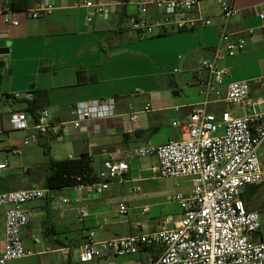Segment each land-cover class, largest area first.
<instances>
[{"label":"crops","instance_id":"0c3cea01","mask_svg":"<svg viewBox=\"0 0 264 264\" xmlns=\"http://www.w3.org/2000/svg\"><path fill=\"white\" fill-rule=\"evenodd\" d=\"M9 1L0 0L1 152L10 153L13 146H19L32 133V130L19 131L24 133L21 140L10 139L13 132L9 121L11 112L27 111V108L22 103H9L4 99L5 96L34 92L37 105L35 117L42 110H47L55 123L71 120L72 111L81 103L107 98L116 100L114 116L95 122L86 121L76 131L68 129L66 132L51 134L55 139L50 144L49 155L44 152L47 160L43 165H32V168L25 170L24 182H36L33 178L42 168L46 171L40 179L43 182L48 172L49 158H52L57 161H88L90 172L83 174L84 179L88 180L85 183H96L100 181L103 163L110 155L120 160L129 149L149 144L160 145L171 139L182 140L188 137L185 122L190 108L202 101L198 82L199 78L207 75L206 72L198 73L199 66L202 60L213 59L223 26L215 0H201L200 4L204 14L211 18L212 25L195 31H179L143 39L128 35V20L138 12L135 0H127L126 3L102 0L111 6L110 18L105 21L94 16L91 22L87 21V16L92 10L84 7V3L94 0H31L29 9L38 4H51L54 7L50 15L38 19L28 17L25 12H13L9 8ZM228 1L239 10V14L229 22L228 30L239 36L246 35L248 30H253V34L247 36L245 52L217 62L219 68L229 70L221 87L224 91L232 82L255 81L264 75V31L261 30L262 22L257 16L258 13H264V0ZM13 21H18V25L14 26ZM121 28L123 33L119 34L118 30ZM143 40H155L159 47H163L166 57H173L174 64L179 68H175L173 72L178 76L171 75L167 78L156 73L142 75L135 71V68H141V61L135 59V53L121 45ZM152 64L157 66L156 61ZM147 105L150 107L148 112L145 111ZM223 110H228L233 116L262 113L264 94L253 85L250 101L241 106H227L212 96L207 111L218 114ZM131 112L138 113L136 124L130 120ZM28 116L33 124L34 117L29 113ZM175 122H180L181 126L175 127ZM6 140H9V144H5ZM37 143L40 145V142ZM258 156L264 168V144L259 148ZM141 159H146L148 163L146 166H136L135 173L132 161ZM3 162L5 161H0V164ZM156 162L155 158L150 157L130 159L126 176L129 183L111 184L101 198L94 193L84 192L81 204L92 215L86 220L85 228L91 226L104 230L105 226H110L114 212L117 213V208H110L111 200L131 194L132 188L152 180L145 173L150 172L151 166ZM8 171H11L10 165L0 176ZM19 185L21 184L13 181L9 183L10 188H16L15 190L27 188ZM65 189L69 190L71 200L67 206H59L54 194L28 205L33 211L32 220L22 231V240H25V248L35 253L31 264H74L73 261H67L60 250L70 248L74 253L85 242V230L77 223V192L72 186L65 187L62 191ZM241 198L247 211L260 214L261 231L256 239L264 241V181L248 186ZM155 201L156 198L153 197L149 205L150 213L146 216L140 215L141 206L131 209L135 214L133 221L127 224L123 222L118 227L121 232L126 233L103 237L96 233L97 240L138 233V224L145 231H150L161 228L167 220L172 222L169 227L172 228L182 214L174 220L173 216L165 215L164 204ZM4 212L5 210L0 211V248L4 242ZM71 222L77 223V227L70 228ZM39 226L43 240L39 237V243H34L32 238L37 236L35 230ZM45 231L48 237H45ZM75 231L77 235L74 238L66 235ZM63 234L66 237L63 238ZM56 241L63 242L66 247L57 246ZM155 253L141 250L135 260L136 264H146L150 258L155 257ZM110 258L115 264H129L119 262L113 256Z\"/></svg>","mask_w":264,"mask_h":264},{"label":"built area","instance_id":"2783aa9c","mask_svg":"<svg viewBox=\"0 0 264 264\" xmlns=\"http://www.w3.org/2000/svg\"><path fill=\"white\" fill-rule=\"evenodd\" d=\"M223 26L213 59L202 60L198 73L206 72L199 78V94L202 101L189 110L185 122L188 137L182 140L171 139L160 145H145L125 151V157L110 158L103 163L99 174L100 181L85 183L81 176L76 177L72 188L77 192L75 203L77 222L83 226L86 238L76 257L70 248L60 250L67 261L74 264H115L111 256L120 258L138 255L145 247L156 253L146 264H264V241L256 235L261 231V216L249 212L241 198L244 190L264 181L263 167L258 151L264 144V112L233 116L228 110L218 114L207 111L212 96L227 106H241L250 101L254 85L264 94V75L255 81L232 82L222 90L223 80L229 74L217 62L225 57L232 58L247 49V36L253 30L239 36L228 30L229 22L239 14V10L228 0H215ZM138 12L128 20V35L151 38L179 31H195L212 25L211 18L202 11L201 0H135ZM84 7L91 9L87 16L91 22L94 16L107 21L110 18V4L102 0L88 1ZM154 9V12H152ZM53 5L38 4L25 13L32 19L50 15ZM261 30L264 31V13H258ZM6 22H9L6 20ZM14 26L18 21H13ZM9 103L27 104L35 99L34 92L14 93L5 96ZM116 100L102 99L81 103L72 111V119L55 123L47 110H42L32 124L27 111L16 110L10 115L13 131H30L19 146H13L10 153L22 156L24 149L39 142L40 136L79 130L86 121H100L114 116ZM149 105L145 107L148 112ZM130 120L136 124L138 113L131 112ZM180 127V122L173 123ZM112 157V158H111ZM155 158L151 166V179L192 178V189L188 195L178 193L167 197V203L177 204L182 209V217L172 228L162 226L145 231L141 224L140 232L109 240H97L95 228H85V222L92 215L81 204L84 192L94 193L101 198L113 183H129V160L133 158ZM9 166L0 164V173ZM62 191V190H61ZM61 191L31 186L26 189L0 192V208L4 212V242L0 248V264L34 256V251L25 248L22 231L29 226L33 211L29 204L45 200L54 194L59 206H67L71 200L58 194ZM141 192L140 187L132 188V193ZM131 209L118 204L117 213L127 215ZM141 216L150 213L149 206L139 209ZM169 223L167 220L164 224ZM39 243V236H33ZM49 251V250H48Z\"/></svg>","mask_w":264,"mask_h":264},{"label":"rangeland","instance_id":"374dc122","mask_svg":"<svg viewBox=\"0 0 264 264\" xmlns=\"http://www.w3.org/2000/svg\"><path fill=\"white\" fill-rule=\"evenodd\" d=\"M122 48L127 49L128 51H131V53H135V59H139L141 61V68H135V71L141 73L142 75H146L147 73L150 74H160L165 77H170L171 75L178 76V74H174V69L178 68L173 61L172 56H167L163 54V47H159L155 43V40H143L141 42H129V43H122ZM134 58V57H133ZM153 61L157 62V66L154 67V64H152ZM179 69V68H178ZM178 71V70H177ZM24 133L23 132H15L13 131L11 133L10 139L15 140L19 139L21 140L23 138ZM26 136V135H25ZM5 144H9V140H6ZM46 156L44 154L43 148L40 147L38 143L31 144L30 146L26 147L24 149V154L22 156H14L9 152H1L0 149V161L8 162L11 168V171H8L0 176V192H6L15 190L16 188H10L9 183L11 181L16 182L20 186L25 187H31L32 185L38 186V187H44L43 182H41L42 175L46 172L43 168L40 169L39 174H37L33 181L36 182H30L29 180L27 182H24L25 173L24 171L32 168V165H43L46 161ZM142 160V161H141ZM141 160H135L132 161L133 165L135 166L134 172L137 173L136 166H146L148 161L146 159ZM39 170V169H38ZM145 175L149 178L152 177L151 172H146ZM141 188V192L138 194H128L124 197H116L114 200H111L110 208L115 209L118 208L119 203L125 204L130 209L134 207H142L143 205H150L152 202V198L155 197L156 201L158 203L164 204V210L165 215H171L175 219H178V216L182 214V209L177 204H168L167 203V197L169 195L173 196L178 193H183L185 196L188 195L191 192L192 189V178L191 177H180V178H169V179H157V180H150L145 183L138 184ZM68 189H65L58 194L61 196H64L65 198L69 199V193ZM151 207V206H150ZM1 210H5V208H0ZM134 213L132 211L128 215H119L114 212V216L111 218V224L110 226H105L104 230L102 229H95V232L97 235L102 236H108V235H118L126 232H121V230L118 228L119 224L129 223L133 221ZM38 222L36 221V224ZM78 223V222H77ZM77 223L71 222L70 228L77 227ZM88 225H90V222H87ZM79 224V223H78ZM81 225V224H80ZM163 226L171 227L172 222L163 224ZM89 228H92L89 226ZM35 233H37V236H39L43 240V236L41 235L40 226L36 228ZM71 238H74V235H77V232H71L70 234ZM62 237H66L65 234L62 235ZM69 238V236H67ZM70 239V238H69ZM23 243H25V240H22ZM79 253V250H74V254L77 257ZM137 258V255L134 256H126V257H120L117 260L119 262L129 263V264H136L135 260ZM18 262L19 264H31L34 262V257L32 258H25L21 259L20 261H14Z\"/></svg>","mask_w":264,"mask_h":264},{"label":"trees","instance_id":"16d2710c","mask_svg":"<svg viewBox=\"0 0 264 264\" xmlns=\"http://www.w3.org/2000/svg\"><path fill=\"white\" fill-rule=\"evenodd\" d=\"M122 3H126L127 0H118ZM31 0H10L9 8L15 12H26L30 7ZM119 34L123 33L121 28ZM160 37V36H158ZM27 112L31 114L35 120L38 116L35 117V112L37 110L36 99L33 102L25 104ZM55 137L52 135H42L40 136L39 142L41 147L44 149V152L49 155L50 153V144L54 141ZM90 172L89 162L80 159V160H64L57 161L52 158H49L48 161V172L45 175L43 184L44 188L49 190L61 191L63 188L68 186H74L76 184V177L81 176L84 182H88L87 179H84L83 174ZM45 237H48V234L45 231ZM56 245L59 247H66L65 244L61 241H56ZM142 250L144 251H154L151 247H145ZM69 264V263H68Z\"/></svg>","mask_w":264,"mask_h":264},{"label":"water","instance_id":"95a60500","mask_svg":"<svg viewBox=\"0 0 264 264\" xmlns=\"http://www.w3.org/2000/svg\"><path fill=\"white\" fill-rule=\"evenodd\" d=\"M3 51V50H2Z\"/></svg>","mask_w":264,"mask_h":264}]
</instances>
